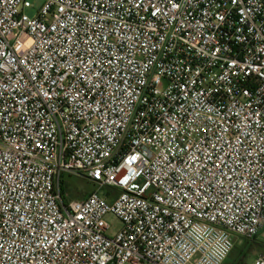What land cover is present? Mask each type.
I'll list each match as a JSON object with an SVG mask.
<instances>
[{
	"label": "built area",
	"instance_id": "1",
	"mask_svg": "<svg viewBox=\"0 0 264 264\" xmlns=\"http://www.w3.org/2000/svg\"><path fill=\"white\" fill-rule=\"evenodd\" d=\"M32 6L0 0V264H223L254 239L264 0ZM66 175L96 190L67 201Z\"/></svg>",
	"mask_w": 264,
	"mask_h": 264
},
{
	"label": "rangeland",
	"instance_id": "2",
	"mask_svg": "<svg viewBox=\"0 0 264 264\" xmlns=\"http://www.w3.org/2000/svg\"><path fill=\"white\" fill-rule=\"evenodd\" d=\"M33 5L31 8L25 9V13L30 17L35 16L36 11L41 7L43 0H28ZM62 188L67 201L81 200L87 197L91 192L96 190L93 183L80 176H63ZM98 195L104 196L107 193L114 194V191L108 187H104L97 190ZM106 221L111 226L108 232L109 236H112L116 231L121 228V222L114 215H108ZM242 241V244H241ZM235 246L232 250L228 260L225 264H253L254 256L264 251V228L257 236V242L251 244L247 248L244 247L246 240L241 237L234 238ZM242 246H237L238 244Z\"/></svg>",
	"mask_w": 264,
	"mask_h": 264
},
{
	"label": "crops",
	"instance_id": "3",
	"mask_svg": "<svg viewBox=\"0 0 264 264\" xmlns=\"http://www.w3.org/2000/svg\"><path fill=\"white\" fill-rule=\"evenodd\" d=\"M259 234H260V232H259ZM258 234V235H259ZM257 235V236H258ZM257 236L254 238V239H252V240H247V239H244V240H246V244H244V247L245 248H247L248 246H250L251 244H254L255 242H257ZM241 244H242V241H241ZM240 243L237 245V246H242ZM234 249V248H233ZM232 252V251H231ZM231 254V253H230ZM230 254H229V256H230ZM264 254V251L263 252H260V253H258V254H256L255 256H254V260L257 258V257H259V256H261V255H263ZM229 256L226 258V260L224 261V263L223 264H225L226 263V261L228 260V258H229Z\"/></svg>",
	"mask_w": 264,
	"mask_h": 264
}]
</instances>
